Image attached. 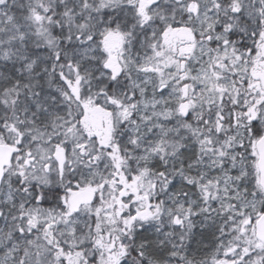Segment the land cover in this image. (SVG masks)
<instances>
[{
  "label": "trees",
  "instance_id": "obj_1",
  "mask_svg": "<svg viewBox=\"0 0 264 264\" xmlns=\"http://www.w3.org/2000/svg\"><path fill=\"white\" fill-rule=\"evenodd\" d=\"M98 1L102 3L104 0ZM173 2L176 1L168 0L171 6L170 12L167 13L169 17L166 14V2H163L160 14L153 18L162 30L176 31L188 28L187 11L180 10V7L174 10ZM19 3L21 6H17L15 0H0V8L8 6L15 14L16 21L28 28L26 36L22 38L13 30L11 24L5 23L4 17L0 16V55L9 52L18 58L35 59L37 64L33 72L26 73L23 65L0 59V141L19 147L7 175V187L13 200L10 203L0 201V210L3 208V212L8 213L5 217H0V257H6L9 247L16 241L20 243L24 240L27 243L19 246L18 251L22 264H150L156 263V259L159 262L164 258L163 264L166 263V258L172 257L171 249L167 252L161 246V239H151L152 235L147 233V230L139 229L142 225L140 215L131 218L135 209H141L139 203H134L138 197H132L129 207L126 197L118 194V190L125 186L129 167L133 173L141 171L140 168L144 169L142 162L135 156L130 158L127 154L124 164H116L114 169L119 171V176L116 174L106 179L112 192L103 195L104 199L98 197L92 205V214L89 209L88 214L84 213L85 223L77 222L75 231H68L69 224L66 221L73 216L69 208L70 196L82 188H95L97 192H101V189L80 180L87 174L85 167L89 164L82 166L78 162L79 153L76 148L67 144L70 134L65 131L63 124L60 125L59 116H49L42 111L43 93L47 91L58 95L68 92L67 80L64 77L76 75L75 49L78 42H81V28H93L94 21L88 12L92 11L93 4L97 1L82 0L85 15L81 17L77 16V9L70 0H20ZM214 3L219 18L214 20L216 22L210 29L212 35L227 22L229 14L224 13V9L229 6L228 1L216 0ZM227 38L237 51H254L253 43L242 36L232 33L228 34ZM49 40L54 42L51 44ZM215 70L226 73L233 77L236 83H241L232 73L229 64L219 61ZM235 110L241 112L243 109L234 104L231 93H225L222 97L211 94L200 111L189 114L181 122V132L187 133L182 135L183 138L186 142L190 141L188 137L196 130L207 134V147L224 145L228 140L225 134L230 131L229 114ZM37 115H40V118H37ZM37 119L41 120L37 123ZM206 120L207 128H200ZM217 121L226 125L225 130L218 131L215 128V125L219 124ZM192 125L195 129L191 130ZM249 128L252 129L255 139L264 134V122L253 121ZM34 129L36 130L33 131ZM33 132L42 133L36 134L38 137L34 144L48 147V155L52 159H55L56 154L66 157L63 168L56 167L57 178L49 185L36 181L34 168L38 151L33 152L35 147L30 150L33 143L27 147L24 145L26 139H32ZM197 138L204 139L192 136V139ZM163 143L165 144L166 140ZM166 146L169 147L163 148V155L159 154L154 165L163 171H172L173 140ZM177 147L184 163L186 157L196 154L195 147L192 148L185 141L180 140ZM237 149H242L245 155L250 153L247 146ZM230 156L231 153L228 157ZM159 161L160 163H157ZM148 166L150 169L153 163ZM252 170L255 171L253 167ZM257 192L261 196L260 210L264 211V193L259 186ZM152 197L150 195V198ZM230 206L216 207L211 199L207 200V214H210L207 219V237L204 233L196 235V254L203 252L206 244L215 251L221 242L220 238L235 237L238 234V222ZM134 221L136 223L132 224ZM196 225H199L198 222ZM203 230L204 227L201 226L200 231ZM182 260L181 258L180 264ZM198 260L195 259L196 264H203Z\"/></svg>",
  "mask_w": 264,
  "mask_h": 264
},
{
  "label": "flooded vegetation",
  "instance_id": "obj_2",
  "mask_svg": "<svg viewBox=\"0 0 264 264\" xmlns=\"http://www.w3.org/2000/svg\"><path fill=\"white\" fill-rule=\"evenodd\" d=\"M134 1L133 7L128 5L126 8H116L114 12L96 13L99 25L94 28L92 37L84 38V41L81 38L82 49L92 45L95 58L84 60L79 70L75 69L78 75L64 77L67 80L68 92L64 94L66 98L61 101L63 125L65 131L70 134L68 138L70 145L81 149L78 162L82 166L91 162V172L94 175L99 174L96 186L101 189V194L111 192L106 179L109 173L114 171L117 163L124 162L127 154L130 157L132 151L136 152V159L145 166L154 163L159 154H163L162 148H157V140L163 138L162 135L153 136L148 128H142L143 120L138 112L139 105L142 108L141 102L154 100V96H158L156 97L158 101L168 90L175 89L179 94L172 108H169L173 112V118L167 122L170 121L174 127L179 121V113L187 118L192 112L185 98L187 84L180 80L188 81L189 72L182 69L179 75L163 79L158 66V62L163 60H160L159 56L157 59L156 55L148 50L151 48L149 44L152 43H159L162 47L165 41L164 35L157 28L152 26L146 28L142 25L140 27L139 24L131 30L133 23L131 15L138 17L139 12L144 11L151 0ZM238 1L240 4V0ZM106 18L111 21L106 24L100 23V19ZM113 20L116 22L114 23ZM117 23L119 27H116ZM257 28L259 35H264V25H258ZM152 30L155 31L153 39L147 37L151 35ZM127 38H129L128 42L133 44L130 55H128ZM142 38H146L145 48L139 47ZM170 40L173 42L174 49H178V58L175 61L181 63V58H184L183 53L191 47L192 43L184 37L181 40L178 31L173 32ZM261 41H264V38H259L256 42L260 45ZM124 48L127 49L126 54H122ZM256 54L260 60L258 63H253V69L257 68L259 71L257 78L264 80V48ZM148 74L153 75L155 79L145 82L141 75ZM153 82L156 89L154 96L151 90ZM257 85L261 89L259 80ZM172 99L174 100L173 97ZM163 110L162 108L150 109L146 115L153 117L155 121H162L159 115ZM177 124L179 126V122ZM190 127L195 128L194 125ZM201 128L206 129L207 125L203 124ZM179 134L180 130L178 134L172 133L174 139L172 171H163L158 168L155 172L152 167L151 171L145 169L132 173L129 167L127 181L120 192L126 197L129 207H131L132 197H138L134 203H139L140 208L143 209H135V211H140L141 215L148 213L149 217H153L154 213L153 210H149V205L152 203L155 206L156 218H159L160 223L158 238L162 241L161 246L167 252L171 249L172 254V257L166 258L164 264H180L181 258L183 259L181 264H196L195 259L204 260V264H264V251H258L264 250V243L256 239L255 235L252 251L249 250V246L245 247L247 250L244 251H236L234 249L237 247L233 246L228 250L213 253L210 246L207 247L206 244L204 251L196 254L194 246L196 235L204 233L207 237V155L206 152H203V155L198 154L202 152L199 147L207 146V134L199 131L193 133L195 136L204 135L206 140L197 142L192 139L187 142L192 144L193 148L195 147L196 154L186 157V163L179 156L177 147L180 140ZM160 145L164 146L163 141ZM150 146L154 147L153 152L146 150V147ZM85 169L88 171L89 166ZM150 195L153 197L150 198ZM162 200H165L167 206L170 205L167 207L171 210L170 215L167 209L160 207ZM161 221H164L163 225ZM196 222L202 224L203 231H200L201 226L196 225ZM168 223L171 224L170 229ZM164 260L165 258L159 262L157 259L155 261L163 264Z\"/></svg>",
  "mask_w": 264,
  "mask_h": 264
},
{
  "label": "rangeland",
  "instance_id": "obj_3",
  "mask_svg": "<svg viewBox=\"0 0 264 264\" xmlns=\"http://www.w3.org/2000/svg\"><path fill=\"white\" fill-rule=\"evenodd\" d=\"M75 1L76 2L74 3L79 5L77 13L81 14L83 7L81 0ZM177 1L180 2L178 8L180 7V10H187L189 13L187 22L190 25V32L187 36L183 33L180 34V36L188 37L190 35H200L204 38L196 43V48L193 52V55L190 57L189 66L187 67L191 76V81H189V86L186 87L185 91V98L189 102V107H191L192 111H197L206 105L207 97L211 94H216L219 97H222V95L225 93H231L234 97V104L240 105L241 109H243L241 112L235 110L230 114L228 113L230 115L229 117L231 119V123L229 127L230 131L228 132L229 134H225L228 138L226 143L219 147L208 146L206 150L207 200H209V197L211 196L212 201L217 206L227 207L233 205L231 211L235 215V220L238 222V234L235 237L221 238L220 244L216 246V251L222 252L232 246L240 247L244 246L245 244L251 245L255 230L254 221L261 213V196L256 189L257 185L259 184L257 178L258 171L256 170L257 139L254 138L253 131L249 128L250 123L253 121L264 119L262 118V116H264V83L261 78H257L259 75L257 68L253 69V63H258L260 59L257 56L258 54H254L255 52H253L252 49H240L237 51L232 42H230V40L227 38V35L230 33V31H236L242 27L241 22L243 23V19L240 9H234L233 12L235 15L230 18L229 24L225 25V29L224 26H222L220 29L216 30L217 34L212 36L210 29L213 28L215 14L214 11L211 10L209 0H193L189 2H184V0ZM233 2L238 3V0ZM122 3L125 2L117 3V5L119 6ZM157 3L158 0H151L148 2V5L152 8L150 11H155V9H157ZM17 4L21 6L20 3L17 2ZM240 8L244 10L243 14L245 16V21L250 20V22L255 23V20H258V22H264L263 0H240ZM148 11L149 7H145L144 11L139 12L138 17L132 14L131 18L133 19V23L142 24L143 26L150 28L149 24L147 23ZM0 13L6 15V20L11 23L13 30L16 31L17 34H19L22 38L26 36L28 32L27 26L19 24L15 20L14 16H12L6 8ZM89 28L91 27H82L81 30H87ZM248 30L249 28L244 26L242 31L244 34H246L247 41L252 42L257 36V31L252 29V31L249 32ZM207 34H210L211 36L209 38L210 40L206 41L205 39L207 38ZM147 37L153 39L155 37V31L152 30L151 35ZM128 39L129 38H127V41ZM49 42L52 44L54 41L49 40ZM145 42L146 38H142L139 47L145 48ZM259 48L261 50L264 48V41L260 42ZM132 50L133 49H129L128 55H130ZM126 51L127 49L124 48L122 54H126ZM154 54L158 59L157 52ZM77 55L78 58L76 60V69L79 70L81 63L84 62V60L88 61L95 58L93 46L87 45L82 49V51H78ZM0 59L23 65L24 71L26 73L33 72L34 67H36L37 64L35 59L26 57L18 58L9 52L1 54ZM219 61L229 64V66H231L232 73L237 75L239 79L241 78L240 80L242 81V84L239 85L236 83L233 77L230 75L216 71L214 65L215 63L219 64ZM158 66L162 73L165 70L167 71L168 76L163 77L166 79H169L174 74L177 75L180 72L179 63L177 62L170 65V63L167 61V57L165 56L162 62H158ZM141 76H143V80L145 82L147 80L151 81L153 78L155 79V77L150 74ZM244 80H247V82L243 83ZM258 80L261 81V90L257 85ZM154 82L151 83L153 96L156 93L155 86H153ZM72 83L73 80L71 81V84ZM178 94L179 93L175 89H170L163 95L162 99L157 101L158 96H154V100L149 102H141L142 104H140L142 105V108L139 105L138 112L140 113L143 120L142 128H148L153 136L161 134L163 137L157 140L158 149L163 146H159V144L162 143L165 137L169 136V140L166 139L168 140L166 143L171 144L172 133L178 134V131L180 130V119L178 121L179 126L177 124L178 122H176V126L174 127L170 121L167 122L169 119L173 118V112L169 108H172V104L178 98ZM65 98L66 96H64L62 93L58 95L55 93L51 94L47 91L43 93L42 111L47 113L49 116L54 114L59 116L60 125H62V114L60 110H58L60 108V104L56 102H61L62 99ZM39 107H41V105H39ZM157 108L164 109L159 115V119L162 121H155L153 120V117L146 115L148 110ZM155 113L156 112L154 111V114ZM37 118H40V115H37ZM40 120L41 119H37V123ZM221 120L223 122L225 121L224 118H221ZM217 123L219 122L217 121ZM221 128H223V125L220 126L219 130ZM35 130L36 129L33 131ZM37 133L42 134L41 132H33L32 139H26L24 145L27 147L30 145V143H33V146L30 148V150H33V147H35L36 149L33 150V152L36 150L38 151V157L35 155L37 159L35 166V174H37L35 177L36 181L51 183L57 178L56 167L59 166L58 160L56 161V159H52L48 155V147L41 144H34V140H36L38 137V135H36ZM179 138L181 140L183 137H180L179 134ZM245 146H247L250 150L248 155H245L242 149H237ZM74 148L77 149L78 153L81 152L79 147L75 146ZM152 148L154 147H146V150L153 152ZM225 151L228 155L231 153V156L228 157ZM252 167L255 171L252 170ZM88 172L89 173L85 174L80 180L86 184H97L100 177L99 174L94 175L90 171ZM250 191L252 193L248 195ZM3 193L6 195L3 197L2 201L8 203L6 187ZM161 203L162 204H160V207L167 209L168 214L170 215L171 210L167 208L170 205L167 206L165 200H162ZM92 209L93 207L89 209L91 210V214L93 211ZM89 210H85V213L88 214ZM76 218L77 217H75V219L69 224V232H73L75 230L73 224L78 221V218ZM152 218L156 220V218ZM207 219H209L208 216ZM163 222L164 221H161L162 225ZM135 223V221L132 222V224ZM156 225H158L157 222L150 220L149 223L144 224L143 226L139 227V229L145 228L147 233L152 235L151 239H157L159 231L158 227H155ZM168 226L170 229L171 224L168 223ZM26 243L27 242L24 240H22L20 243L19 241H16L14 245L9 247L10 249L8 250L6 257H0V264H22L23 262L19 258L18 251L20 248L19 246H23Z\"/></svg>",
  "mask_w": 264,
  "mask_h": 264
},
{
  "label": "water",
  "instance_id": "obj_4",
  "mask_svg": "<svg viewBox=\"0 0 264 264\" xmlns=\"http://www.w3.org/2000/svg\"><path fill=\"white\" fill-rule=\"evenodd\" d=\"M258 151V171L260 186L264 191V135L256 143ZM17 148L9 144L0 143V187L5 175V167L9 166ZM95 199V192L92 190L77 191L70 199V207L79 211L82 205H89ZM257 237L264 241V213L257 220Z\"/></svg>",
  "mask_w": 264,
  "mask_h": 264
},
{
  "label": "bare ground",
  "instance_id": "obj_5",
  "mask_svg": "<svg viewBox=\"0 0 264 264\" xmlns=\"http://www.w3.org/2000/svg\"><path fill=\"white\" fill-rule=\"evenodd\" d=\"M168 198H170V196H169ZM230 207H232V208H233V205H232V206H230ZM207 216H208V218H209L210 214H207ZM199 225H200V224H199ZM200 226H202V224H201Z\"/></svg>",
  "mask_w": 264,
  "mask_h": 264
}]
</instances>
